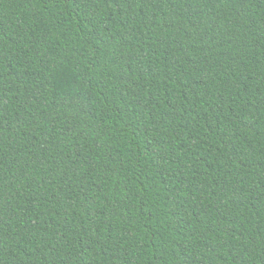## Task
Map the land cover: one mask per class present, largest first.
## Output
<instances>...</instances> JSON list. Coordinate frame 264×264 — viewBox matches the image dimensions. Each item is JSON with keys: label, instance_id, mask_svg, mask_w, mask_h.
Masks as SVG:
<instances>
[{"label": "trees", "instance_id": "trees-1", "mask_svg": "<svg viewBox=\"0 0 264 264\" xmlns=\"http://www.w3.org/2000/svg\"><path fill=\"white\" fill-rule=\"evenodd\" d=\"M0 264H264V0H0Z\"/></svg>", "mask_w": 264, "mask_h": 264}]
</instances>
